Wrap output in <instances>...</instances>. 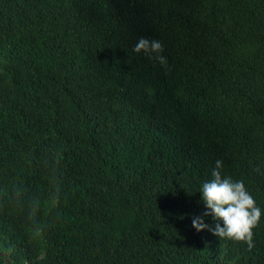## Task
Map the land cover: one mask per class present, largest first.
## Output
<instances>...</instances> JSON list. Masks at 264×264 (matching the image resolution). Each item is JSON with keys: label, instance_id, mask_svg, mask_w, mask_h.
I'll return each mask as SVG.
<instances>
[{"label": "trees", "instance_id": "obj_1", "mask_svg": "<svg viewBox=\"0 0 264 264\" xmlns=\"http://www.w3.org/2000/svg\"><path fill=\"white\" fill-rule=\"evenodd\" d=\"M217 159L251 247L192 227ZM0 264H264V0H0Z\"/></svg>", "mask_w": 264, "mask_h": 264}, {"label": "clouds", "instance_id": "obj_2", "mask_svg": "<svg viewBox=\"0 0 264 264\" xmlns=\"http://www.w3.org/2000/svg\"><path fill=\"white\" fill-rule=\"evenodd\" d=\"M136 53L143 52L150 59L166 64L162 55V44L159 40L140 37L132 49ZM222 161L217 159L212 169V179L205 180L200 186V196L205 205L203 216H193L192 227L196 231L211 230L220 238L244 241L252 246V229L260 220L261 208L247 190L243 180H234L230 176L221 175ZM57 196L52 195L51 202L57 203ZM35 213L36 209L30 210ZM211 215L220 222L214 228L204 222V216Z\"/></svg>", "mask_w": 264, "mask_h": 264}]
</instances>
